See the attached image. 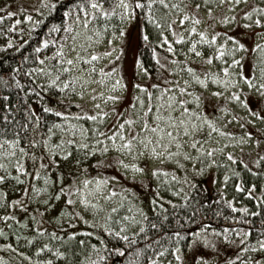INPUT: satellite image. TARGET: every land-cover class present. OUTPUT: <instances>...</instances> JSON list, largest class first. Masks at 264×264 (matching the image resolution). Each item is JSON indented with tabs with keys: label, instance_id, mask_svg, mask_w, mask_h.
<instances>
[{
	"label": "rangeland",
	"instance_id": "1",
	"mask_svg": "<svg viewBox=\"0 0 264 264\" xmlns=\"http://www.w3.org/2000/svg\"><path fill=\"white\" fill-rule=\"evenodd\" d=\"M46 1L43 0L42 3V0H0V16L4 17L0 20V53L25 37L29 27L28 21H25L23 17L26 15L33 17L41 13L42 4ZM129 3L131 5V0ZM230 4L234 7L230 8ZM205 5L212 9L211 16L208 15L209 8H203L202 5L197 8L194 4H188L181 13V16L185 13L189 16L184 24L180 23L181 16L174 21H172L174 16H171L172 27L167 28V36L163 37L162 43L165 49L171 47L176 57L169 59L156 54V58L160 61L156 66L163 69L159 80L152 75L147 76L138 66L141 42L140 21L133 16L131 10L124 19L110 17L109 21L115 26L117 33L115 37H112V43H108V38L113 31L109 28L100 43L89 48L88 52L89 54L92 51L110 52L109 56L97 61L95 66L97 70L103 67L106 72H111L112 69L115 71L104 85L95 82L99 76L98 71L91 76L87 87L82 88L78 83V91H83L84 96L75 94L73 98L64 101L75 107L58 106L55 110L78 115H83L84 112L95 115L103 111L106 116L95 122L86 118L83 120L90 131L95 127L105 135H110L119 126L118 118L123 119L126 116L135 118L141 109L138 98H143L144 107H147V92L153 93V103H155V96L159 93V89L170 87L172 84H180L183 87V81L188 80V93L194 94L199 99L197 103L191 96L185 94L182 98L188 100L186 106L199 110L201 116L211 119L214 127L220 129V132L231 133V135H221L205 125L203 130L205 135L196 137L197 148L203 146L205 151L198 152L185 143L181 152L188 153L192 159H185L183 155H179L172 160H166L163 157L156 159L147 153L138 155V146H134L131 151H119L112 148L111 141L107 144L103 142L93 144V140L103 141L104 138L98 134L90 141L83 138V142H77L88 144V149H78L73 144L75 148L67 149L72 154L71 159L65 160L61 154L52 153L50 160L48 155H45L43 163L48 165V168L41 170L40 177L35 175V168L40 163L39 159L34 162L26 158V172L22 175L19 184L14 181L12 185L9 181L0 182V215H13L30 230L43 229V232H40L42 235L50 232L64 239L68 237V233L87 229L88 223H85V220L90 222L101 210L117 205L122 206L127 199H130L129 205L133 209L138 206L142 208L141 206L152 200L151 197L156 188L171 184L174 178H178L177 174H180V184L185 183L183 172L187 170L196 175L200 170V159L205 161L208 167L206 173L202 174V182L207 191L216 189L222 196L227 198L232 196L233 189L228 186L232 179L230 171L238 166L247 169L255 179H261L256 190L255 184L249 181L253 186L250 193L251 190L254 192L252 194L264 192V88L260 87L264 84V77L260 74V68L264 67V64H261L264 60V47H257L264 44V24L255 23L257 18L264 20V12L251 11L257 6L264 8V0H240L238 4L236 0H224L223 3H220V0H207ZM7 12H12L13 15L8 16ZM245 12H249L250 15L246 17ZM224 17H228L227 23L222 22ZM193 18L199 19L200 23L195 25L197 32L189 35ZM68 22L71 23L72 20L69 19ZM200 31L205 32L209 39L211 35L219 33L216 43H201ZM179 36H184L185 39L178 40ZM193 40L197 42L195 51H190ZM221 44L224 45V49L219 48ZM239 44H243L244 48L240 49ZM216 51L223 52L221 58L215 57ZM208 56H213L211 63L207 60ZM233 59L238 61L237 65L232 64ZM83 67L89 66L83 65ZM189 67L193 72L187 71ZM225 67L229 68L227 79L222 71ZM193 73L205 79V84L201 85L193 81ZM210 77L224 80L225 83H213ZM244 77L252 78L251 87ZM42 78L44 82V74ZM116 79L121 81L122 86L113 91L109 85ZM158 82L159 85H157ZM139 85H143L146 91L141 93ZM217 92L221 95H215ZM234 92L238 95V100L229 99ZM98 93L103 95L98 96ZM109 94L118 96L119 99L105 100L104 96ZM175 115H179V112ZM209 131H211L210 136L206 134ZM129 134L135 135L136 128L133 127L129 133L126 127L125 135ZM181 139L186 141L188 138ZM119 143V137H117V144ZM104 147H108L109 151L104 152ZM96 148L100 151H93ZM208 148L215 150L211 157L206 154ZM175 150L174 146L169 149V151ZM28 151L32 152L33 149L29 148ZM42 151V147L36 148L37 158ZM86 151L92 152V155L85 157ZM228 153H231L235 159L230 160ZM76 159L82 161L78 166L73 163ZM53 160L60 162L59 167L52 163ZM120 160H123L124 164H135L142 171H136L131 167L126 169L119 163ZM154 168L164 169L166 175L164 172L153 175ZM236 174L239 175L238 172ZM225 175L228 177L227 180L224 179ZM45 176L48 177L47 183ZM84 178L90 180L100 178L107 181L103 194L95 193L101 195L99 201H93L99 203L100 208L94 209L91 205L85 207L79 203V198L75 194L69 195L67 189L60 199L55 197L54 193L59 191L61 185H71L73 181L79 182ZM240 181L239 175L236 184L240 185ZM33 185L37 188L47 187L48 191L37 196L33 192ZM76 186L82 185L77 183ZM95 187L94 183L89 186L92 191H95ZM107 188H111L116 195L104 200L102 196L108 195ZM68 199L76 202L68 205L66 204ZM89 199L93 197L90 196ZM13 201L20 203H13ZM21 204L23 207L20 206ZM76 212H79L80 216H76ZM250 246L256 250L241 252L242 246L239 241H225L208 234H199L192 238L187 248L179 251L180 260H176L175 254L172 253L161 256L155 264H228L229 260H232V264H249V261L261 260L264 257V251L256 247V243ZM236 256L240 257L239 261L234 259ZM0 264H2L1 261Z\"/></svg>",
	"mask_w": 264,
	"mask_h": 264
},
{
	"label": "trees",
	"instance_id": "2",
	"mask_svg": "<svg viewBox=\"0 0 264 264\" xmlns=\"http://www.w3.org/2000/svg\"><path fill=\"white\" fill-rule=\"evenodd\" d=\"M206 1L168 0L169 3L181 4L180 11L175 9L169 11L159 4L154 5L152 15L156 23L160 24V27H157L147 19L146 0L143 10L135 8V0H131V12L141 23L138 66L147 76L152 75L158 80L161 78L159 76L163 69L156 66L160 62L156 54L169 59L176 57L174 50L169 52L162 43L163 37L167 36V25L171 16L175 18L181 16L188 4H200L203 8H210L205 5ZM74 3L75 0H47L42 4V12L27 22L29 30L25 37L0 53V127L5 124L3 120L5 115L9 117L8 126L13 127L16 121L23 120L25 110L31 108L37 115L42 116L43 127L40 129L46 135V129L51 123L63 121L64 118L57 117L55 112H43L45 107L54 109L58 106L75 107L64 102L68 98H73L74 92L70 90L61 92L47 85V79L50 78L48 75L44 74L43 82V74L32 71L38 67H55L57 58L53 57V53L58 44H50L46 48H41L39 52L34 49L44 38L60 41V37L64 35L63 29L61 28L59 32L51 31V26L61 25L65 19L64 11ZM165 13H168L167 17L164 16ZM72 16H75V11ZM37 21H39L38 24ZM37 57L43 60V64ZM65 78H67L66 75L61 74L60 80ZM77 87L78 84L76 91L79 92ZM79 117L76 119L69 116L68 119L87 129L83 120L85 117L83 115ZM75 131L77 134L74 137L65 135L64 138H74L76 141L83 142L79 135V127ZM96 135L89 130L88 135L83 138L90 141ZM60 139L61 134H57L53 142L57 143ZM69 147L75 148L70 145L67 149ZM18 156L19 153H17ZM15 159L13 158V163ZM199 166L200 170L196 175L187 170L183 172L185 183L180 184V174H177L178 178H174L171 184L156 188L152 194V200L141 206L142 208L138 206L137 209L135 207L133 209L129 205L130 199H127L115 213L109 212L107 208L101 210L87 224V229L77 231L75 236L68 233V237L64 239L56 234L53 236L50 232L42 235L36 228L30 230L15 216L1 214L0 261L2 264H49V262L50 264H86L89 261L95 264H129V262L148 264L149 259L155 262L161 256L172 254L173 248H178L179 251L184 250L196 233L225 240L224 229H229L227 233L229 239L225 241H239L242 247L259 241L264 236V192L252 194L254 192L251 190L250 193L253 186L249 181L255 184L256 190L261 179H255L247 169L235 166L236 169L233 168L230 171L232 179L228 184L230 189H233L232 196L227 198L216 189L207 191L202 182V174L206 173L208 167L201 159ZM9 170L13 172V177H9L7 181L11 185L13 181L19 184L20 181L14 179L17 175L15 169L9 168ZM237 172L241 178L240 188H237L236 184L239 180ZM4 174H6L5 170L0 169V175ZM241 208L246 211L241 212ZM126 215L130 218L134 217L135 223L131 219L125 220ZM4 216L9 218L5 220ZM109 216H111L110 220ZM105 228H110L112 231H106ZM116 232H121V236L117 237ZM175 233L180 234L179 238L175 236ZM245 233L248 234L247 240ZM81 240L84 241L83 245L80 244ZM45 244L49 247L44 248ZM93 244L97 246L95 249L91 247ZM37 249L41 251L37 252ZM116 249H124V251L118 252ZM137 249L141 250L138 256ZM57 252H63L65 255L58 256ZM158 252L162 255L157 256ZM99 257L104 259L101 260Z\"/></svg>",
	"mask_w": 264,
	"mask_h": 264
},
{
	"label": "snow or ice",
	"instance_id": "3",
	"mask_svg": "<svg viewBox=\"0 0 264 264\" xmlns=\"http://www.w3.org/2000/svg\"><path fill=\"white\" fill-rule=\"evenodd\" d=\"M224 0H220V3H223ZM240 0H236L238 4ZM43 3V0H42ZM148 7L147 19L156 24L157 27H160V24L156 23L155 18L152 15L153 6L159 4L165 9L171 11L175 9L180 11L181 4L179 3H169L168 0H146ZM47 5H45L46 7ZM135 8H139L141 10L145 7V0H135L134 3ZM196 7L199 8L200 5L196 4ZM229 7H234V5H229ZM131 5L129 0H75V3L72 4L67 10L64 11V22L61 25H52L51 31L59 32L60 29H63L64 35L60 37V41L50 40L47 38L41 39L39 42V46L34 49V51L39 52L41 48H46L50 44H58L56 51L53 53V57H56L55 67H38L34 68L32 71L38 74L48 75L50 78L47 79V85L59 89L61 92L65 90H70L74 92L76 95L83 97V91H76V85L79 83L82 88L88 86V82L91 79V76L99 72V76L95 82H98L101 85H104L111 77L112 72L115 69H112L111 72H106L103 67L97 70L95 64L103 57L109 56L111 53L108 51L98 53L96 51H92L90 54L88 49L93 47L95 44L100 43L101 39H103L106 35V30L111 28L113 29L111 37L108 38V43H112V37L116 36L115 26L112 25L109 21V18H120L124 19L130 14ZM75 11V16L72 17V13ZM252 12H264V8H260L257 6L251 10ZM8 16H12V12H7ZM168 13H165L164 16L167 17ZM208 15H212V9H208ZM244 15L247 17L250 15L249 12H245ZM4 17L0 16V20ZM25 21H31L32 17L30 15H26L23 17ZM71 19L72 22L69 23L68 20ZM175 17L172 18L174 21ZM180 23L184 24L186 20L189 19L187 13H185L180 18ZM172 21L168 22V27H172ZM224 23L228 22V17H224ZM37 24L39 21L36 22ZM199 19L193 18V26L189 30V35L197 32L196 24H199ZM256 24H264V20L257 18L255 20ZM35 26V25H33ZM120 34H123V30H120ZM163 35V33H161ZM219 33H215L211 35L210 39L206 36V33L203 31L199 32V37L201 43H212L215 44L217 40V36ZM147 39V36H145ZM178 40H184V36L177 37ZM196 41L193 40L192 48L190 51H195ZM235 47V46H234ZM258 48L264 47V44L257 45ZM220 49H224V45H219ZM239 48L243 49L244 45L239 44ZM169 52H172L173 49L171 47L168 48ZM83 53V54H82ZM199 55V53H197ZM223 52L216 51L215 57L221 58ZM40 60V57H37ZM207 60L209 63L213 60V56H208ZM40 63L43 64V60H40ZM233 65H237L238 61L233 59ZM261 64H264V60L261 61ZM83 65H88L89 67L84 68ZM188 72H193V70L189 67L187 69ZM225 73V79H227V74L229 73V68L225 67L222 69ZM61 74L66 75L67 78L60 80ZM260 74L264 77V67L260 68ZM213 83H225L224 80H220L216 77H210ZM245 81L249 83V87L252 86V78L244 77ZM192 80L198 82L201 85L205 84V79H202L199 75L193 73ZM235 83V81H232ZM184 86H180V84H172L170 87H165L163 89H159V93L155 96V103H153V93L147 92L148 102L147 107H144L145 101L143 98H138L139 103L141 105V109L137 112L135 118L132 117H124L123 119H119V126L115 131L111 132L110 135H105V133L100 132L98 128H92L91 132L93 134H98L102 136L103 141L93 140V144L105 143L111 141L112 148L117 149L119 151L133 150L134 146H138V155H144L147 153L153 158L159 159L163 157L166 160H172L173 158L183 155L185 159H192L186 152H181V149L185 146V143L190 145L192 148L196 149L198 152H204L203 146L197 148V139L196 137H200L205 135L204 127L208 126L212 131L219 132L221 135H231V133H223L220 132V129L214 127V122L209 119L207 116H201L199 110L190 109L187 107L188 100L182 98L185 94L191 96L193 100L198 103V97H196L192 93H188V80L183 81ZM19 86V85H18ZM110 88L114 91L117 88L121 87V81L116 79L110 85ZM140 88L141 93L145 92L146 89L143 85L138 86ZM158 87V86H154ZM261 88H264V84L260 85ZM30 91H34V89H30ZM47 91V89H45ZM94 91V90H92ZM99 95H103V93H98ZM215 95L219 96L221 93L217 92ZM95 98V97H94ZM105 100H117L118 96L115 95H107L104 96ZM229 99L238 100V95L234 92L232 93ZM99 107V105H97ZM43 112L53 113L57 117H63V121L53 122L46 129V135L43 134L39 129L43 127L41 124L42 116L37 115L31 108L25 110V115L22 121H16L13 127L8 126L9 117L5 115L3 120L5 122L3 127H0V169L5 170L4 175H0V182H6L9 177H13V172L9 170V168H14L17 175H15L14 179L17 181H21L22 175L26 172L25 160L26 158H30L34 162L39 159L40 163L38 167L35 168L36 177H40L41 170L47 169L48 165L43 163L45 155H48V158L51 160L52 153L61 154L65 160L71 159V152L67 150V147L75 144L78 149H88V144L77 142L74 138L65 139L64 136L74 137L76 133V129L79 127V135L83 139L89 133V129L84 128L83 126H78L75 123H72L68 117H75L79 119V115L77 113H65L63 111H56L52 107H45ZM179 112V115H175V113ZM83 116L90 121H97L99 118H103L106 116V113L103 111L98 112L95 115H89L87 112L83 113ZM35 118V122H33ZM128 128L129 133L133 127L136 128L135 135H125V128ZM30 131V135H29ZM57 134H61V139L57 143H52V139L55 138ZM208 136L211 135V131L206 133ZM117 137H119L120 143L117 144ZM188 138L186 141L181 138ZM27 146V147H26ZM40 146L43 151L42 154L37 158L35 155L36 148ZM174 146L175 151H169V149ZM33 149L32 152H29L28 149ZM93 151H100L99 148L93 149ZM104 152H108L109 148L104 147ZM214 149L208 148L206 154L211 157L214 153ZM17 153L19 156L17 157ZM85 157L91 156L92 152L86 151L84 153ZM228 157L230 160H234L235 158L228 153ZM13 158L15 159V163H13ZM57 167H59V161H52ZM75 165H80L82 163L81 160L76 159L73 161ZM97 163H100L97 161ZM120 164L124 165L127 169L131 167L136 171H142V169L137 168L135 164L128 165L124 164L123 160L119 161ZM163 163V161H161ZM215 163V161H212ZM164 172V169L154 168L153 175ZM166 175V172H164ZM45 182L47 183L48 177L45 176ZM225 180L228 179L227 175L224 177ZM79 183L82 186H76ZM94 183L95 191H92L89 186ZM107 187V181L100 178H95L94 180H90L88 178H84L82 181L76 182L73 181L71 185H61L59 191L54 193L57 199H60L68 190V194H75L79 198V203L88 207L89 205L92 208H100L101 205L99 203L93 202L99 201L101 199V195L103 194L105 188ZM240 185L237 184V188ZM47 187L37 188L33 185V192L39 196L42 192H47ZM108 195H103L102 198L104 200L110 199L112 196H115L116 193L111 189L107 188ZM99 192L101 195H96L95 193ZM93 197V199H89V197ZM76 201L73 199H68L66 204L72 205ZM13 203H20L19 201H13ZM229 204L231 202L229 201ZM23 207V205H20ZM116 207L110 208L108 211L111 213H115L117 211ZM235 211V209H233ZM241 212H245L246 209L241 208ZM76 216H80L79 212L75 213ZM9 217L4 216L3 219L7 220ZM15 219V217H12ZM111 219V216L108 217ZM125 220L131 219L133 223H135L134 217H128L127 215L124 217ZM85 223H89V221L85 220ZM155 226V225H153ZM106 231H112L110 228H105ZM39 232H43V229H38ZM215 231V230H214ZM225 235L224 239L228 240L229 236L227 233L229 229H224ZM239 235V233H237ZM55 234L53 233V236ZM70 235L75 236V233H70ZM115 235L117 237L121 236V232H116ZM179 233H175V236L179 238ZM195 235H199L196 233ZM245 239H248V234H244ZM127 239V237H123ZM80 244L83 245L84 241L81 240ZM49 245L45 244L44 248H48ZM95 249L97 246L93 244L91 246ZM256 247L260 250L264 251V236L261 237L259 241L256 242ZM249 250L255 251V248H251V246H245L240 249L241 252H247ZM41 249H37V252H40ZM118 252H123L124 249H116ZM140 249L136 250L137 256L140 253ZM172 252L175 254L176 260H180L181 256L179 255V249L173 248ZM58 256H64L65 253L57 252ZM157 256L162 255V253H156ZM99 259H104L103 257H99ZM235 260L239 261L240 257L236 256ZM50 264V262H49ZM86 264H95V262H86ZM131 264V262H129ZM148 264H155L152 259L148 260ZM228 264H232V260L228 261ZM249 264H264V257L261 260H252L249 261Z\"/></svg>",
	"mask_w": 264,
	"mask_h": 264
}]
</instances>
